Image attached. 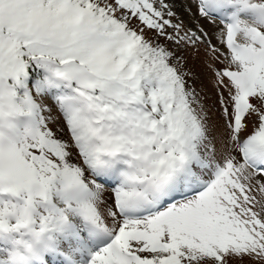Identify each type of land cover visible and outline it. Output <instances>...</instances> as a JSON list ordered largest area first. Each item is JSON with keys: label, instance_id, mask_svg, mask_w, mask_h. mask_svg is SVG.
<instances>
[{"label": "snow or ice", "instance_id": "snow-or-ice-1", "mask_svg": "<svg viewBox=\"0 0 264 264\" xmlns=\"http://www.w3.org/2000/svg\"><path fill=\"white\" fill-rule=\"evenodd\" d=\"M0 264H264V0H0Z\"/></svg>", "mask_w": 264, "mask_h": 264}, {"label": "rangeland", "instance_id": "rangeland-1", "mask_svg": "<svg viewBox=\"0 0 264 264\" xmlns=\"http://www.w3.org/2000/svg\"><path fill=\"white\" fill-rule=\"evenodd\" d=\"M209 88H210V85H209Z\"/></svg>", "mask_w": 264, "mask_h": 264}]
</instances>
